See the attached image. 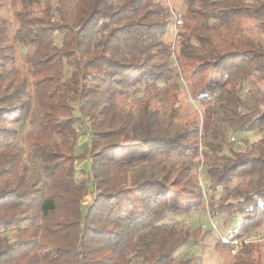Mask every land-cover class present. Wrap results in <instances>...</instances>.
<instances>
[{"label":"trees","instance_id":"trees-1","mask_svg":"<svg viewBox=\"0 0 264 264\" xmlns=\"http://www.w3.org/2000/svg\"><path fill=\"white\" fill-rule=\"evenodd\" d=\"M183 1L175 54L164 39L173 16L159 0H8L15 26L9 32L0 21V264H203L176 255L200 242L201 229L164 222L204 206L199 154L208 189L225 192L211 201L212 215L240 217L216 249L264 228V137L243 150L226 142L228 132L264 130V92L252 86L248 99L240 95L244 82L264 79V47L240 34L220 50L214 37L243 18L264 32V0ZM180 78L202 107L203 131L198 118L178 121ZM140 86L135 110L123 101ZM163 97L172 100L165 116ZM4 122L16 127L1 133ZM77 125L89 140L81 154ZM126 142L146 152L126 161L110 154ZM80 157L89 166L77 176ZM152 162L148 177L136 174ZM9 231L15 238L2 235ZM260 249L243 243L231 264H264Z\"/></svg>","mask_w":264,"mask_h":264},{"label":"rangeland","instance_id":"rangeland-1","mask_svg":"<svg viewBox=\"0 0 264 264\" xmlns=\"http://www.w3.org/2000/svg\"><path fill=\"white\" fill-rule=\"evenodd\" d=\"M162 3H165L169 6L171 11H180L182 13V24L177 25L175 24L174 17L172 18V23H170L169 30L165 35L164 39L167 43L171 45L172 51L176 54L179 50V45L177 44V31L183 25L184 18V1L183 0H159ZM173 16V14H172ZM4 20L7 24L9 32H12L15 26V17L13 15L12 8L8 3V0L0 9V21ZM195 20H192V23ZM240 34H245L252 37L253 40L258 41L264 47V32H262L255 24V21L252 18H243L237 28L229 31L226 29H221V32L216 34L214 37L218 44L220 50H225L228 46L229 48H233V45L236 44L238 36ZM55 42L60 44L61 36L58 34L54 35ZM233 41V43L231 42ZM21 56L24 54V48H20ZM19 64L22 65V60L19 58ZM171 65L176 68V61L174 55L170 58ZM67 67V66H66ZM70 69V68H68ZM67 69V70H68ZM187 73V72H186ZM255 84H250L249 82H244L242 89L240 91V95L243 99H248L250 97L249 89L252 86L259 88L262 92H264V79H255ZM188 84L184 82L182 78L179 79L178 83L180 84V88L176 91L179 101H175L180 107L181 116L178 121L185 122L191 121L193 119H199L200 130H204L205 122L202 115V107L195 103L189 97L188 87H189V80L186 79ZM188 85V87H187ZM144 95V88L140 86L138 90L133 93L128 99L123 101L124 104L134 105V109H138V103L143 98ZM167 97V96H166ZM164 98V97H163ZM171 98L163 99L160 103L161 108V116H165L168 110V106L171 104ZM211 107V104L209 105ZM4 128L1 130V133L8 128L16 127L12 123L4 122ZM32 130L31 127L28 125L24 130L23 134L27 131ZM77 143L74 148V152L76 154L83 153L84 149L89 145L88 135L85 132L84 127L77 125ZM234 135L235 139L231 141L230 136ZM260 137H264V130L261 131H251L245 133H233L228 132L226 137V142L233 146L235 150H243L247 147L250 143L256 142ZM22 138V137H21ZM18 139L17 147L23 151V158L29 164L32 165V162L27 156V149L23 142V139ZM7 141L0 140V149L5 146ZM199 149L202 151L204 150L203 146L200 145ZM226 151V150H225ZM145 148L142 147L138 143L134 142H126L123 145L111 152L110 154L118 158L120 160L126 161L131 156H142L145 153ZM199 163L196 165V170L198 174L199 182L203 188L205 193L204 198V206L198 211H191L187 214H168V216L164 219V222L173 223L175 225L187 227V228H196L199 227L203 233L202 237L200 238V242L198 244H188L180 247L176 253L178 258H184L189 255L200 256L202 258L203 264H231L233 260V254L230 249H216V243L221 237H228L233 229L239 224L240 217L232 214L230 211H223L219 215H212L210 209V203L212 201V205L217 204L220 198L225 196V192L222 190H217L215 192H211L208 189V184L210 180L207 179L208 175L210 174L207 172L208 168V161L207 158L204 157L202 154L198 156ZM75 166L77 169V176H81L83 173L82 171H88L89 166V157H80L75 160ZM154 167V163L149 164H141L137 167L136 174L140 177H148V175L152 172ZM207 180L209 182H207ZM93 195H86L84 197L83 205H88L92 201ZM15 231L9 232H2V235L9 238L10 240L15 238ZM243 238L248 239V241H256L261 244L260 254L261 260L264 263V228H257L251 230L248 236ZM247 241V242H248ZM130 264H135V262H131Z\"/></svg>","mask_w":264,"mask_h":264},{"label":"built area","instance_id":"built-area-1","mask_svg":"<svg viewBox=\"0 0 264 264\" xmlns=\"http://www.w3.org/2000/svg\"><path fill=\"white\" fill-rule=\"evenodd\" d=\"M173 17H174V21L175 24L177 25H181L182 24V13L180 11H172ZM231 141L235 139L234 135L230 136ZM222 238V237H221ZM248 239L246 238H235L233 240L230 241L231 244V252L233 254L236 253V251L242 246L243 243L247 242ZM250 241V240H249Z\"/></svg>","mask_w":264,"mask_h":264},{"label":"crops","instance_id":"crops-1","mask_svg":"<svg viewBox=\"0 0 264 264\" xmlns=\"http://www.w3.org/2000/svg\"><path fill=\"white\" fill-rule=\"evenodd\" d=\"M207 179L210 180V176L209 175H208ZM208 180H207V182H209Z\"/></svg>","mask_w":264,"mask_h":264}]
</instances>
